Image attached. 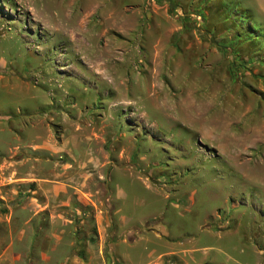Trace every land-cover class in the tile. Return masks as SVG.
Listing matches in <instances>:
<instances>
[{"label":"rangeland","instance_id":"obj_1","mask_svg":"<svg viewBox=\"0 0 264 264\" xmlns=\"http://www.w3.org/2000/svg\"><path fill=\"white\" fill-rule=\"evenodd\" d=\"M262 163L264 0H0L18 264H264Z\"/></svg>","mask_w":264,"mask_h":264},{"label":"crops","instance_id":"obj_2","mask_svg":"<svg viewBox=\"0 0 264 264\" xmlns=\"http://www.w3.org/2000/svg\"><path fill=\"white\" fill-rule=\"evenodd\" d=\"M2 197L5 199V196L3 194H2ZM11 200H10V204L6 202L9 207L13 203ZM31 207H32L31 210L34 209L33 211L34 213H36L35 211H37V208L35 209V207L33 206ZM162 224H157V223L154 224L155 228H157L155 229L157 231L156 233L159 236H162L161 235L162 231L166 232V228L164 224L163 225ZM24 237H25L24 233H19L15 227L13 228V220L11 217L6 218V219H0V264H18L19 263V258H23L25 254L23 251L19 250L18 242L22 241ZM33 240L34 239H32L31 241ZM169 252L170 251L168 252L161 251L157 256L168 254Z\"/></svg>","mask_w":264,"mask_h":264},{"label":"bare ground","instance_id":"obj_3","mask_svg":"<svg viewBox=\"0 0 264 264\" xmlns=\"http://www.w3.org/2000/svg\"><path fill=\"white\" fill-rule=\"evenodd\" d=\"M260 165H261L260 170H261L262 172H264V165H263V163L260 164Z\"/></svg>","mask_w":264,"mask_h":264}]
</instances>
